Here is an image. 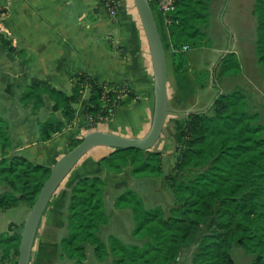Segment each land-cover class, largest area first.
<instances>
[{
	"label": "trees",
	"instance_id": "16d2710c",
	"mask_svg": "<svg viewBox=\"0 0 264 264\" xmlns=\"http://www.w3.org/2000/svg\"><path fill=\"white\" fill-rule=\"evenodd\" d=\"M213 2L175 0V11L170 15L173 22L167 31L172 57L182 67L187 62L183 46L200 47L206 42ZM150 5L156 19L154 5ZM253 13L254 52L264 80V0H255ZM0 44L8 53L26 57L25 51L1 33ZM234 58V53L222 57L214 68V84L231 69H240L238 61L230 62ZM176 68L179 70V65ZM71 83L70 94L48 82L25 87L20 102L30 105L33 114L45 105L44 96L52 102L48 118L37 123L40 143L48 142L73 121V105L82 101L85 90L89 97L84 102V114L92 119L93 128L136 98L124 85L98 82L87 73L72 75ZM248 109L245 92L237 89L221 94L218 91L209 109L189 112L182 127L175 130L176 160L167 173L163 170V154L157 149H113L101 157L99 164L105 175H82L70 185L61 256L73 264H84L87 245H91L97 259L111 257V264H175L184 250L191 251L189 264H235L231 251L237 244L252 256L248 264H264L263 125L259 113ZM12 132L11 125L0 116V185L7 188L0 194V209L21 203L31 208L50 167L19 154L16 149L20 142ZM80 141L70 139L68 148ZM128 167L134 177H162L175 202L168 211L145 209L133 191L120 195L115 206L131 208L135 243L126 244L114 235H109L106 243L99 232L108 223L103 208L107 177L121 174ZM18 227L10 223V233H0L3 262L18 255Z\"/></svg>",
	"mask_w": 264,
	"mask_h": 264
},
{
	"label": "crops",
	"instance_id": "0c3cea01",
	"mask_svg": "<svg viewBox=\"0 0 264 264\" xmlns=\"http://www.w3.org/2000/svg\"><path fill=\"white\" fill-rule=\"evenodd\" d=\"M113 1L115 16L101 0H0V33L26 53V57L20 58L8 53L0 44L1 117L8 121L14 137L20 142L16 151L34 163L51 167L69 150L70 139L80 138L90 129L82 100L73 105V121L54 134L51 140L40 143L37 123L48 118L52 102L44 96L45 105L36 114L30 105L20 102L25 87L33 82H48L67 94L72 89L71 76L77 73H87L98 82L124 85L136 98L116 109L111 118L97 123L95 129L135 138L144 136L150 128L154 95L148 45L133 1ZM157 15L159 30L165 29L169 41L163 16ZM172 64V74L167 72L169 116L185 117L190 112L187 110L186 92L192 88L191 80L195 83V78L189 75V67L192 70L193 64L188 58L183 67L179 60L173 59ZM56 115L62 118L60 112ZM110 151L103 146L88 151L68 175L75 177L70 185L82 175H105L99 159ZM124 174L108 175L105 196L134 180L130 177L132 181L125 182ZM6 189L0 185V192ZM24 208L25 215H28V208ZM58 218L59 211L56 210L51 215L52 231H57ZM10 223L19 226L17 222L10 221L6 229ZM110 234L115 235L112 231ZM36 241L38 249H32L30 264L33 260L36 264H46L53 258V251L56 253L58 243L54 241L52 248L50 240ZM0 264H12L11 257L3 262L0 253Z\"/></svg>",
	"mask_w": 264,
	"mask_h": 264
},
{
	"label": "rangeland",
	"instance_id": "374dc122",
	"mask_svg": "<svg viewBox=\"0 0 264 264\" xmlns=\"http://www.w3.org/2000/svg\"><path fill=\"white\" fill-rule=\"evenodd\" d=\"M254 5L255 0H214L210 12L209 27L206 30L208 34L206 42L200 47L189 48L185 53L189 62L193 64L192 70L189 67L190 78H195V83L191 80L192 88L186 92L188 93L186 104H188L187 110L190 112L207 110L212 105V101L218 91L232 92L241 89L247 96L249 112L259 113L260 123L263 125L262 136H264V80L261 73V66L254 52L256 28L253 13ZM155 14L158 20V15L156 12ZM160 32L166 54L167 72L171 75L174 66L172 64L173 58L170 43L166 37L165 29L160 28ZM229 53L235 54V58L230 60V62L238 61L241 67L240 69H231L229 73L220 76L215 85L214 68L217 67L222 57ZM88 97L89 91L85 90L82 100L85 102ZM0 116H2L1 111ZM87 121L89 129L95 130L93 126H90L92 119L87 117ZM184 121L185 117L183 115H175L173 117L170 115L167 117L166 125L168 124L169 126L163 129L160 139L153 148L160 150L163 154V170L165 173L175 163V130L182 127ZM108 150L111 149L108 148ZM124 173L125 182L132 181L130 177H133L134 180L130 184L126 183L124 187L111 190L104 198L103 208L108 216V223L101 228L99 236L106 243L107 237L112 235L110 234L111 231L122 242L126 244L135 243V240L131 236L135 228V220L131 208L128 206L117 208L115 206V201L120 195L129 190L133 191L145 209L162 208L168 211L175 202L172 191L167 187L162 177H134L131 175L129 167L125 169ZM73 178L75 177L68 176L56 190L52 202L46 208L47 210L44 213L35 237L33 244L34 250L38 249L36 239L50 240L52 242V248L54 241L58 243L56 253L53 251V258L46 262V264L74 263L66 257H62L60 249V241L67 234L66 219L69 200L67 185H69L70 189V183ZM113 185L115 186V182ZM66 191L67 194L65 193ZM24 207H27V211L29 212L30 207L24 203L4 211L0 210V233L3 231V233L9 234L10 232H8L6 226L10 221H13L19 224L16 231L21 234L23 223L26 219L24 217ZM56 210L59 211V218L56 223L57 231H52L51 215ZM5 229L6 231H4ZM52 248L50 249L51 251ZM231 253L235 264H248L252 259V256L245 253L237 244L233 245ZM17 257L18 255H12V264L17 262ZM190 259L191 251L184 250L175 264H189ZM111 262V257L104 260L97 259L93 247L87 245V259L84 264H111ZM36 263V260H33V264Z\"/></svg>",
	"mask_w": 264,
	"mask_h": 264
},
{
	"label": "water",
	"instance_id": "95a60500",
	"mask_svg": "<svg viewBox=\"0 0 264 264\" xmlns=\"http://www.w3.org/2000/svg\"><path fill=\"white\" fill-rule=\"evenodd\" d=\"M136 9L149 49L152 75L154 106L149 130L142 137H125L102 130H90L81 141L62 155L50 167L48 178L31 206L23 223L18 246L16 264H30L35 237L42 216L56 190L71 173L77 163L92 148L103 146L113 149H153L165 127L168 111L167 61L163 40L149 0H132ZM219 93H223L222 90Z\"/></svg>",
	"mask_w": 264,
	"mask_h": 264
},
{
	"label": "built area",
	"instance_id": "2783aa9c",
	"mask_svg": "<svg viewBox=\"0 0 264 264\" xmlns=\"http://www.w3.org/2000/svg\"><path fill=\"white\" fill-rule=\"evenodd\" d=\"M149 2L154 5L155 12L163 16L165 25L169 26L173 22L170 15L175 11V0H149ZM101 3L107 7L112 16H115L116 6L113 0H101ZM188 49L189 46H183L184 51ZM121 93H124V90H122Z\"/></svg>",
	"mask_w": 264,
	"mask_h": 264
}]
</instances>
